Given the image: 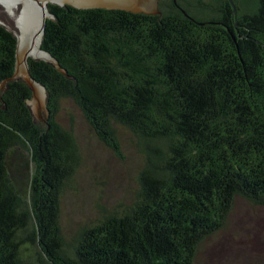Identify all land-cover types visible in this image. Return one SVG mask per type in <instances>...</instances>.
<instances>
[{
	"label": "trees",
	"instance_id": "16d2710c",
	"mask_svg": "<svg viewBox=\"0 0 264 264\" xmlns=\"http://www.w3.org/2000/svg\"><path fill=\"white\" fill-rule=\"evenodd\" d=\"M159 0V14L48 5L28 59L47 123L21 79L0 90V264H193L235 198L264 207V0ZM15 38L0 25V83ZM71 109L120 156H139L135 187L67 229L60 200L80 154ZM69 121V122H68Z\"/></svg>",
	"mask_w": 264,
	"mask_h": 264
},
{
	"label": "rangeland",
	"instance_id": "374dc122",
	"mask_svg": "<svg viewBox=\"0 0 264 264\" xmlns=\"http://www.w3.org/2000/svg\"><path fill=\"white\" fill-rule=\"evenodd\" d=\"M0 21L13 29V17L2 7ZM69 123L80 161L71 188L61 197L60 218L65 228L73 229L93 216L96 202L110 203L135 187L139 156L122 129L118 158L93 137L74 109ZM193 264H264V207L235 198L224 227L201 242Z\"/></svg>",
	"mask_w": 264,
	"mask_h": 264
},
{
	"label": "water",
	"instance_id": "95a60500",
	"mask_svg": "<svg viewBox=\"0 0 264 264\" xmlns=\"http://www.w3.org/2000/svg\"><path fill=\"white\" fill-rule=\"evenodd\" d=\"M228 1L235 13L232 1ZM49 4L71 6L76 9H107L145 15L159 14L158 0H0V7L13 17V29H9L1 21L0 25L9 30L15 38L13 71L0 83V90L3 89L5 82L21 79L31 91L26 105L33 118L43 123H47L49 116L46 89L30 75L28 59L48 62L60 73L66 75L56 59L40 45L46 20H55L54 15L48 10Z\"/></svg>",
	"mask_w": 264,
	"mask_h": 264
},
{
	"label": "flooded vegetation",
	"instance_id": "af4514ba",
	"mask_svg": "<svg viewBox=\"0 0 264 264\" xmlns=\"http://www.w3.org/2000/svg\"><path fill=\"white\" fill-rule=\"evenodd\" d=\"M159 1V0H158ZM174 4H176V0H171Z\"/></svg>",
	"mask_w": 264,
	"mask_h": 264
}]
</instances>
